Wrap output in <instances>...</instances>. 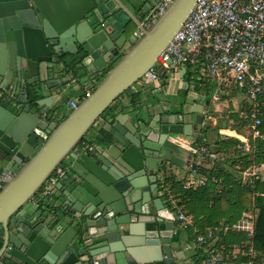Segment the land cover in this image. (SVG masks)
<instances>
[{
  "label": "water",
  "instance_id": "water-1",
  "mask_svg": "<svg viewBox=\"0 0 264 264\" xmlns=\"http://www.w3.org/2000/svg\"><path fill=\"white\" fill-rule=\"evenodd\" d=\"M60 1L85 4L64 19L52 0H0V89L59 92L35 106L0 104V177L10 176L1 179L0 264H193L175 246L176 216L163 201L158 170L170 138L191 142L197 134L209 93L184 83L195 123L160 113L146 124L138 113L136 124L106 112L155 66L196 0H174L141 37L136 31L151 9L139 11L145 0ZM65 55L77 57L84 77L118 59L59 122ZM96 126L107 134L100 145L81 147ZM66 162L67 174L57 176Z\"/></svg>",
  "mask_w": 264,
  "mask_h": 264
},
{
  "label": "built area",
  "instance_id": "built-area-1",
  "mask_svg": "<svg viewBox=\"0 0 264 264\" xmlns=\"http://www.w3.org/2000/svg\"><path fill=\"white\" fill-rule=\"evenodd\" d=\"M173 1L153 0L152 8L141 21V29L136 31L137 37H141L142 29H149ZM183 69L192 80L198 78L199 82L212 85L211 102L233 98L238 93L242 95L247 110L238 113L250 122L251 139L264 142V0H196L190 16L157 58L155 66L131 89L147 90L164 75L171 81L179 79ZM92 93L87 89L86 97ZM0 101L18 107L26 105L27 90L25 87L0 89ZM68 104L73 109L78 107L77 101ZM238 138H242L238 149L249 150V140L244 136ZM174 142L194 157L216 160L205 146L199 147L195 142L186 143L179 138ZM68 170L69 165L65 163L55 174L63 177ZM247 175L243 182L250 177L258 178L260 173ZM9 177H0V191L4 187L1 179ZM161 183H164L163 178ZM206 185L207 178L200 173V162L191 163L182 188L194 191ZM165 193L176 216L175 224L184 230L192 229L193 244L186 248L190 253L187 260L191 259L193 264H235L243 258L242 264H264V253L257 251L253 243L255 209L232 226L200 230L180 205V200L168 189ZM227 233H246L247 240L241 244H226L221 235Z\"/></svg>",
  "mask_w": 264,
  "mask_h": 264
},
{
  "label": "crops",
  "instance_id": "crops-1",
  "mask_svg": "<svg viewBox=\"0 0 264 264\" xmlns=\"http://www.w3.org/2000/svg\"><path fill=\"white\" fill-rule=\"evenodd\" d=\"M78 1V0H77ZM53 4L57 7L58 17L67 19L73 16L76 12H78V8H82L85 2H71L67 6L63 5L60 0H52ZM78 4V6L76 5ZM76 56L65 55L61 58L60 67L62 69V73L60 74L61 78L66 81L67 91L61 97L59 101H56L54 107L60 106V114L57 117L58 121H63L69 114L70 110H74L68 103L77 101L78 105L86 98V90L90 89L93 92L99 86V84L103 81L102 79L105 78V73L110 71L115 65L116 60L113 61L112 64H106L103 67L99 68L96 72H89L87 76H80L78 70L75 68L74 64L76 61ZM119 61V60H118ZM58 73V71L56 72ZM55 73V74H56ZM52 74V78L53 75ZM108 74V73H107ZM65 75V77H62ZM69 77L67 78L66 76ZM75 80V83L72 81ZM102 80V81H101ZM56 83V82H54ZM184 83L188 84V91L195 92L199 94L202 91H206L209 93L207 99L210 97L212 90L209 91L207 87H211L212 85L207 83H200L198 80H192V78L188 81L187 79H176L170 80L167 78H163L160 80L159 83L150 87L147 90H132L130 89L128 93L123 94L119 101H117V105L115 106L116 109V116H122L121 118L124 122H135L136 124L141 123V120L135 118L138 113L144 120L146 124L150 123L156 115L160 113H164L163 116H177V120L182 122L185 117L188 118L189 123H195V114L190 112L191 107L186 106L185 108V99L186 94L183 93L182 88L184 87ZM20 87H25L27 89H31L34 96H38L35 92V86L23 84ZM68 87H72L68 89ZM149 91V93H148ZM160 93H159V92ZM58 89H53L49 93L45 94L43 97H55L58 95ZM185 94V95H184ZM136 95V96H135ZM39 97V96H38ZM43 97H40L43 98ZM229 98V97H228ZM231 98V97H230ZM229 98V99H230ZM214 103L218 102H211L210 106L204 107L203 109V124L198 126V132L192 138V142L196 141L197 136H202L205 138V143L209 146V150L212 154L216 156L217 161H224V158H228L235 154L236 149H230L228 153H216L217 146L216 144L220 141H225L227 138L237 137L236 130H233L229 121L228 116L226 114L220 113V109L214 107ZM3 106H5L9 110H14L15 106L4 104L0 102ZM196 104H201L199 101ZM204 106V105H203ZM185 108V112L183 109ZM139 117V116H138ZM215 131H218V136L213 135L212 140H206L205 131L207 128H210ZM103 129L99 126L94 127L91 132L87 135L86 140L84 141L81 147L87 146H99V137L101 136ZM179 137H172L170 138V143L166 146L165 151L161 156V160L159 163L160 170L158 171V177H166L171 178L175 182V187L173 189V195H175L178 199L180 197L181 192V185L182 181L184 180L188 167L191 163L200 162V170L201 168H211L214 166V163L217 161L208 160L205 156H198L194 157L189 151L186 149L178 146L175 144V140ZM179 140L188 143L187 139L179 138ZM228 154V155H227ZM226 162V161H225ZM224 162V163H225ZM68 165V163L66 162ZM264 164L256 165L254 167H249L247 170H244L242 173V179L248 177L247 174H253L254 172L260 173V175H264V171H260L259 167H262ZM163 167L165 169L163 170ZM170 181V180H169ZM180 200V199H179ZM164 203L168 204L166 198H163ZM186 213L191 216L195 222V218L193 215L189 213L186 209ZM252 213V212H251ZM250 214V213H249ZM239 222V221H238ZM196 224V223H195ZM176 227V233L174 235V241L176 247H182L184 253L186 254L187 258L190 256L189 252L186 250L188 245L193 244L192 240V229H182L178 225ZM196 227L200 229V226L196 224ZM204 227H207L204 226ZM1 235V231H0ZM180 245V246H179ZM189 253V254H188Z\"/></svg>",
  "mask_w": 264,
  "mask_h": 264
},
{
  "label": "trees",
  "instance_id": "trees-1",
  "mask_svg": "<svg viewBox=\"0 0 264 264\" xmlns=\"http://www.w3.org/2000/svg\"><path fill=\"white\" fill-rule=\"evenodd\" d=\"M107 73L108 71L105 75H107ZM191 77V75L185 74L184 79L189 81ZM207 88L209 91L212 90L211 87ZM27 97L28 103L33 106L40 100V97L33 95L31 89H27ZM225 98L228 97H224L223 99ZM116 105L117 104L114 103L106 112V116L116 113ZM245 110L247 109L243 108L239 111L243 112ZM237 114L238 115L235 117L236 121L241 120L244 124H250V122L243 119L239 113ZM106 135V132L102 131L101 136ZM85 140L86 139H84V141ZM204 141V137L197 136L195 144H198L199 147L205 146L208 148L209 146ZM249 144V150L237 149L235 154L229 156V159H227L225 163L224 161H217L211 168H201L200 173L207 178V185L194 191H185L181 185L179 199L180 205L183 206L185 210L187 209L190 215H193L195 223L200 226V230L206 228H222L227 225L232 226L255 209L257 211V217L255 221L253 243L257 251L264 253V178L260 175L258 178L250 177L246 182L242 180V173L244 170H247L253 162L246 161L245 163L243 162L244 159L253 156L255 157L254 162L257 165L264 164V142L251 139ZM216 145L219 146L216 153H228L230 149H236V147L242 145V143L237 138L230 137L225 141L218 142ZM243 163L246 164V167H244ZM240 167H242V169H239ZM164 169L165 167H163V170ZM259 169L264 171V165L259 167ZM175 186V182L171 180V178L164 177L165 189H168L174 194L173 189ZM206 225L207 227H204ZM221 237L224 243L232 245L241 244L247 240L246 233H227L221 235ZM243 262H245V259L241 258L238 259L235 264H242Z\"/></svg>",
  "mask_w": 264,
  "mask_h": 264
},
{
  "label": "rangeland",
  "instance_id": "rangeland-1",
  "mask_svg": "<svg viewBox=\"0 0 264 264\" xmlns=\"http://www.w3.org/2000/svg\"><path fill=\"white\" fill-rule=\"evenodd\" d=\"M198 80V78H195ZM103 80V79H102ZM101 80V81H102ZM230 98V97H229ZM225 98L223 100H221L218 103H214V107H217L218 109H220V113L226 114L228 116V121L231 125V127L236 130V134H237V139L240 140L242 138H238V136L242 137H246L249 141L251 140V128L249 127V125L244 124L241 120H235V117L238 115L237 113L240 112V109L246 108V104L244 101V97L242 95H240L239 93L236 94L233 98ZM210 99V97L208 98ZM73 110H70V113ZM205 131L206 136V140H212L213 135L218 136V131L215 130L213 131L210 128H207ZM224 162L227 161V159H229V157L224 158ZM255 157H248L246 159L243 160V162L246 163V161L250 162L253 161L251 166L249 167H254L257 164L254 162ZM217 161V160H215ZM223 162V161H222ZM247 162V164H248ZM244 164V163H243ZM246 164H244V167ZM239 169H242V167H240ZM243 171V170H240ZM241 176V175H240ZM262 177L264 178V175H262ZM240 179V178H239ZM244 180V179H243ZM196 263V262H195Z\"/></svg>",
  "mask_w": 264,
  "mask_h": 264
},
{
  "label": "flooded vegetation",
  "instance_id": "flooded-vegetation-1",
  "mask_svg": "<svg viewBox=\"0 0 264 264\" xmlns=\"http://www.w3.org/2000/svg\"><path fill=\"white\" fill-rule=\"evenodd\" d=\"M149 5L148 7H146V10H149V8L151 7L152 8V6H153V0H145V2L144 3H142V5H141V7H140V10L139 11H141V9H142V7H145L146 5ZM146 16V15H145ZM165 79V78H167V79H169V81L171 80L168 76L166 77V75H164V76H162L161 77V79ZM159 170H160V166H159ZM158 170V171H159ZM161 178H163V177H159L158 178V180H159V185H160V187H161V189H162V191L164 192V198H166V201L168 202V196L166 195V193H165V188H164V183L162 184L161 183ZM163 180H164V178H163ZM168 205V207L170 208V210L173 212V208H171V206L169 205V203L167 204ZM175 226H176V224H175Z\"/></svg>",
  "mask_w": 264,
  "mask_h": 264
},
{
  "label": "bare ground",
  "instance_id": "bare-ground-1",
  "mask_svg": "<svg viewBox=\"0 0 264 264\" xmlns=\"http://www.w3.org/2000/svg\"><path fill=\"white\" fill-rule=\"evenodd\" d=\"M260 170V169H259ZM261 171V170H260Z\"/></svg>",
  "mask_w": 264,
  "mask_h": 264
}]
</instances>
